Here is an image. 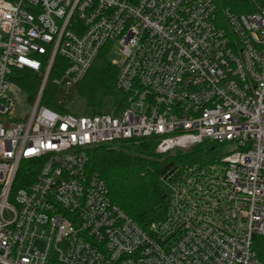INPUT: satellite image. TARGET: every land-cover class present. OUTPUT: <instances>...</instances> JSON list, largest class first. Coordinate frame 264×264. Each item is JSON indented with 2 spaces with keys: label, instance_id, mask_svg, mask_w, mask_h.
Masks as SVG:
<instances>
[{
  "label": "built area",
  "instance_id": "1",
  "mask_svg": "<svg viewBox=\"0 0 264 264\" xmlns=\"http://www.w3.org/2000/svg\"><path fill=\"white\" fill-rule=\"evenodd\" d=\"M247 1L237 15L214 0H0V264H264V0ZM107 45L121 106L43 105L54 69L59 90L75 88ZM24 68L41 84L19 118L10 79ZM149 138L163 155L235 150L170 168L168 216L142 228L88 151Z\"/></svg>",
  "mask_w": 264,
  "mask_h": 264
},
{
  "label": "trees",
  "instance_id": "2",
  "mask_svg": "<svg viewBox=\"0 0 264 264\" xmlns=\"http://www.w3.org/2000/svg\"><path fill=\"white\" fill-rule=\"evenodd\" d=\"M217 9L240 15L251 10L247 0H214ZM109 45L101 51L84 79L75 87L78 96L86 102L89 114L102 115L121 106L123 96L116 88L119 68L108 58ZM61 61V60H60ZM60 73L54 69L42 103L51 110L71 112L68 100L60 105L59 88L53 81ZM11 82L33 100L40 88L41 75L31 69H14ZM156 138L131 140L114 145H102L88 151V169L106 182L112 202L120 206L140 227L161 223L168 216L171 191L165 181L173 168L207 167L219 162L223 155L218 144L205 142L187 151H173L163 155L157 152ZM177 152L173 155V153ZM254 249L264 262V237L255 236Z\"/></svg>",
  "mask_w": 264,
  "mask_h": 264
},
{
  "label": "rangeland",
  "instance_id": "3",
  "mask_svg": "<svg viewBox=\"0 0 264 264\" xmlns=\"http://www.w3.org/2000/svg\"><path fill=\"white\" fill-rule=\"evenodd\" d=\"M108 58L110 61H114L119 58V55L116 53V50H113L108 55ZM11 90L14 95V100L16 101L15 107L12 110V114L19 118L26 117L28 114L31 113L32 110V103L30 96L23 90L17 88L16 86H12ZM58 99L62 101L68 100L69 101V104H67L68 108L71 110V112L77 115L87 114V112H90L88 111L86 102L78 96L75 88L60 89L58 94ZM13 123H14L13 119H10L9 124H13ZM234 150H235L234 144H225L219 146V152L223 156L232 153ZM176 153L177 152L173 153V155ZM179 176L180 175L178 174L177 177ZM6 219H10V216L6 215Z\"/></svg>",
  "mask_w": 264,
  "mask_h": 264
},
{
  "label": "water",
  "instance_id": "4",
  "mask_svg": "<svg viewBox=\"0 0 264 264\" xmlns=\"http://www.w3.org/2000/svg\"><path fill=\"white\" fill-rule=\"evenodd\" d=\"M170 168H172V164H170V165L166 168V171H168Z\"/></svg>",
  "mask_w": 264,
  "mask_h": 264
}]
</instances>
